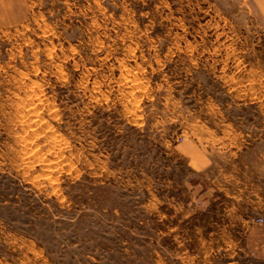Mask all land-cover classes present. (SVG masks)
I'll return each mask as SVG.
<instances>
[{
    "label": "rangeland",
    "instance_id": "374dc122",
    "mask_svg": "<svg viewBox=\"0 0 264 264\" xmlns=\"http://www.w3.org/2000/svg\"><path fill=\"white\" fill-rule=\"evenodd\" d=\"M27 3L0 25V264H264L253 0Z\"/></svg>",
    "mask_w": 264,
    "mask_h": 264
},
{
    "label": "crops",
    "instance_id": "0c3cea01",
    "mask_svg": "<svg viewBox=\"0 0 264 264\" xmlns=\"http://www.w3.org/2000/svg\"><path fill=\"white\" fill-rule=\"evenodd\" d=\"M27 0H0V25L11 27L16 25L27 13ZM253 8L258 17H264V0H253ZM196 156L194 155V161ZM208 162V161H207ZM209 166L208 163L202 164L197 162V170ZM254 175L262 183L264 182V163H259L255 167ZM262 180V181H261ZM198 184L196 185V187ZM223 196L229 199V205L224 210L225 216L231 219V215H237V204L232 203L231 198L234 196L228 190H224ZM204 205V204H203ZM230 243V242H229Z\"/></svg>",
    "mask_w": 264,
    "mask_h": 264
},
{
    "label": "built area",
    "instance_id": "2783aa9c",
    "mask_svg": "<svg viewBox=\"0 0 264 264\" xmlns=\"http://www.w3.org/2000/svg\"><path fill=\"white\" fill-rule=\"evenodd\" d=\"M199 208L202 209V205H200ZM254 221L260 224V223H262L263 220H262V218L257 217L256 219H254Z\"/></svg>",
    "mask_w": 264,
    "mask_h": 264
}]
</instances>
